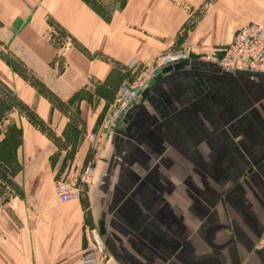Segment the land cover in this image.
I'll list each match as a JSON object with an SVG mask.
<instances>
[{
  "label": "crops",
  "instance_id": "obj_1",
  "mask_svg": "<svg viewBox=\"0 0 264 264\" xmlns=\"http://www.w3.org/2000/svg\"><path fill=\"white\" fill-rule=\"evenodd\" d=\"M192 1L127 0L103 21L81 0H0V145L12 125L18 130L9 175L17 193L0 206V264H81L87 231L99 223L112 264H264V74L172 70L110 133L104 120L115 96L89 84L117 77L119 86L171 54L177 30L204 0ZM49 22L84 56L69 42L55 47ZM191 34L190 53L213 48L210 40L194 50L200 35ZM37 84L64 104L82 94L70 169L94 168L83 201L60 204L52 191L58 149L36 124L63 141L69 117Z\"/></svg>",
  "mask_w": 264,
  "mask_h": 264
},
{
  "label": "rangeland",
  "instance_id": "obj_2",
  "mask_svg": "<svg viewBox=\"0 0 264 264\" xmlns=\"http://www.w3.org/2000/svg\"><path fill=\"white\" fill-rule=\"evenodd\" d=\"M173 1L182 7H184L187 2V0H173ZM188 1L193 2L192 0H188ZM252 1L254 2H251V0H204L189 16L188 20H186L177 30L176 37L173 40L174 45L171 54L166 55L164 57L162 56L156 57L151 62V64L149 65L147 64L146 66L143 65V67H141V70L137 73L138 75L136 74L137 76L136 77L134 76L135 78L130 76L131 80L129 79V81L122 82L121 84L130 83L141 78L144 75L147 74L150 75L152 74V72L154 73L155 71L152 70L156 69L159 66L161 67L162 65L167 64L169 58H175L176 60H179V63H181L183 66H191L190 63H196L198 60L204 58L205 55L209 54L215 48L217 49L227 46V44L225 43L226 40H229L231 35L237 29L248 24L261 25L263 28L262 37L264 40V2L262 1L259 2L255 0ZM88 2L95 10L99 11L101 14H103V16L108 18L109 21L110 16L114 12H117L119 10L114 12L112 11L119 4H121L123 0H88ZM201 19H203L202 23H201ZM49 23L52 27L51 29L52 37L57 38L55 40L53 39L51 40L52 44L55 47L61 48V45L64 44V42L67 43L69 42L74 48V50H76V52L84 56L83 54L84 52L82 51V49L73 41L72 38H70V36L62 28L55 26L52 22ZM194 29H197V31H199L198 35H200L199 38H197L195 46L194 45H193L194 47L192 46L194 50H200L201 48L200 45H203L204 43H208L210 42V40H213V44L214 43L215 44L213 45V48L211 50L205 51L203 53H190L189 51L186 50L187 46L190 45L191 42L190 36L192 35L191 33L192 31H194ZM206 48L208 49V47ZM1 54L4 55V53L2 52V48H0V56H2ZM62 57L63 56L59 55L57 57H54L53 59L59 71L62 68L64 62ZM8 60L12 63L14 62V60L10 58H8ZM14 65L18 67L16 62H14ZM195 67L202 68L199 66H195ZM204 68L205 67H203V69ZM239 71L253 75L252 74L253 72H249L247 70H238V72ZM256 76H260V75H256ZM26 78L32 84L36 83V81L33 80V78L29 77L28 74ZM117 83H118L117 77H114V79L108 83V86H96L89 82L93 90L98 92H104V94L109 98L115 96L117 88L121 85L120 84L118 86ZM33 87L34 88L36 87V89L48 99L51 105H55L59 107L60 110L66 113L69 117V121L67 123L66 131H65L67 136L66 138H64L63 141H61L58 138H55L53 133L50 131L51 130L50 127H48L46 124H40V123L36 124V126H38L40 129L46 132L50 140L53 141V143L56 145L58 149L53 153L51 157V163L54 166L56 172L54 178H56L57 180L59 178H68L70 173L79 174L84 168L82 164L80 166L73 165V169H70L71 168L70 166H71V161H72L71 159L73 152L76 149V147L79 145L78 143H80L81 141L80 139L82 137L81 135L82 124L77 115V110L75 105L77 99L81 97L82 94L76 93L75 98L73 100H71L67 104H64L60 102L58 99H56L54 96H52L48 91L45 90V88H42V86H40L39 84ZM26 117L30 121H33L35 123L34 115L29 110V108L26 110ZM12 118H15V116H13ZM17 133L18 130L16 129V126L12 125L10 128V132L8 134L10 135V138L7 136L6 141L3 144L5 149L2 150L3 145H0V162H4V161L8 162L6 166H0V206L4 204V202L10 197V195H12L11 193L12 191L17 193V185L15 184V181H13L12 178H9V175L12 177L17 166L14 160V149L16 148L18 142ZM92 141L94 140L92 139ZM67 143H69L70 145L69 148L64 152H61L60 148L64 149L65 148L64 146ZM95 144L97 147L99 146L98 142ZM8 147H10V150H7ZM92 174L93 171L91 172L87 180L88 185H91V181L93 180V178H91ZM38 178H45V176L40 175L38 176ZM87 184H81V183L78 184L77 188L79 193L77 199L80 201H83L84 199V190L86 189L87 186L85 185ZM52 191L54 193L53 185H52ZM93 226H94L92 227L93 229L96 228L99 231L97 224ZM0 231H2L1 220H0ZM98 239L101 246L103 247L105 258L109 260L107 264H112L113 260L108 255L105 247L103 246L102 244L103 241L101 242L100 234Z\"/></svg>",
  "mask_w": 264,
  "mask_h": 264
},
{
  "label": "built area",
  "instance_id": "obj_3",
  "mask_svg": "<svg viewBox=\"0 0 264 264\" xmlns=\"http://www.w3.org/2000/svg\"><path fill=\"white\" fill-rule=\"evenodd\" d=\"M263 28L259 24H248L237 29L229 44L223 48H215L197 64H203L205 68H215L221 72L247 70L249 72L264 74V40ZM181 62V61H180ZM179 63L175 58H169L167 64L152 70L141 78L121 84L116 91L114 100L109 107L104 120V129L110 133L122 115L140 99L142 92L147 88L148 82L168 65ZM92 141V138L89 139ZM93 167L87 165L79 174L70 173L68 178L55 179L53 183L54 193L60 203H66L78 197V184H86ZM88 241L82 249L81 264H106L104 250L99 242L98 229L87 231ZM264 247V234L260 238L257 248Z\"/></svg>",
  "mask_w": 264,
  "mask_h": 264
},
{
  "label": "water",
  "instance_id": "obj_4",
  "mask_svg": "<svg viewBox=\"0 0 264 264\" xmlns=\"http://www.w3.org/2000/svg\"><path fill=\"white\" fill-rule=\"evenodd\" d=\"M191 66H199V67H204L203 64H197V63H190ZM182 64L181 63H176L174 65H168V66H165L161 69V71L156 74L149 82H148V85H147V88L142 92L141 94V97H144L146 96V94L148 93V90L149 88H151L160 78L163 74L165 73H168L172 70H177V69H180L182 68ZM99 227V232L100 234H103V227H102V223H99L98 225Z\"/></svg>",
  "mask_w": 264,
  "mask_h": 264
},
{
  "label": "trees",
  "instance_id": "obj_5",
  "mask_svg": "<svg viewBox=\"0 0 264 264\" xmlns=\"http://www.w3.org/2000/svg\"><path fill=\"white\" fill-rule=\"evenodd\" d=\"M86 6H88L98 17H100L103 21H108V18H106L105 16H103V14H101L99 11H97V10H95L91 5H90V3L88 2V0H81ZM125 2H126V0H123V2L121 3V4H119L116 8H114V10L112 11V12H114V11H117V10H120L123 6H124V4H125ZM55 25V24H54ZM56 26V25H55ZM58 27V26H57ZM75 98V95L72 97V99L71 100H73ZM70 100V101H71ZM69 101V102H70ZM68 102V103H69ZM77 110V109H76ZM78 115V114H77ZM75 151V150H74ZM73 154H74V152H73ZM73 156V155H72Z\"/></svg>",
  "mask_w": 264,
  "mask_h": 264
}]
</instances>
